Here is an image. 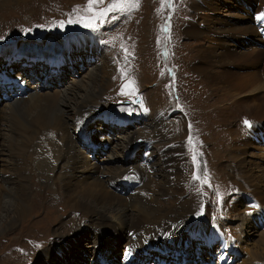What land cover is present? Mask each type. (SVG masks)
Wrapping results in <instances>:
<instances>
[{
  "label": "rangeland",
  "instance_id": "obj_1",
  "mask_svg": "<svg viewBox=\"0 0 264 264\" xmlns=\"http://www.w3.org/2000/svg\"><path fill=\"white\" fill-rule=\"evenodd\" d=\"M198 1L103 0L102 3L93 5L96 11L107 9L114 4L123 5L125 10L116 8L108 12L105 19L95 21L94 26L91 27L85 26L94 15L93 12L87 10L88 0H21L8 6L1 5L0 49L9 47L1 49L2 51L0 50V96L3 99L6 98L2 91L8 86H14V91H16L19 89L18 86L22 87L25 84L21 83L20 78L15 76L18 73H15L14 68L17 72L34 81L35 83H30V85L38 86L37 89L43 94L55 89V87L61 90L66 88L65 90H67L72 85V81L76 79H81L80 85H86L90 79H93V77L90 78V70L96 67L94 71L97 70L96 73L99 76L97 75L96 79L91 80L97 94L94 103L97 107L96 111L104 112L91 115L90 124L83 123L85 126L80 130L78 135L82 146L87 147L89 150L93 149L94 152L100 146H104L107 149L108 144L105 142L108 140L114 142L119 140L121 143L123 140V138L119 139L121 136L123 137L130 133L137 134L142 130L157 134L162 129L159 125L164 127L168 137L176 139L180 136L179 133L183 134L182 131H178L181 126L185 131V137L183 136V156L187 162L192 163L193 159L191 160V158L193 155H196L197 162L193 166V170L196 173L195 175L200 176L199 180L194 179V176L191 179L188 178L183 191H181L183 194H181L185 196L188 194L200 197L202 195L203 197L205 196V201L215 206L216 209L214 210H217V214H219L223 210V208L219 207L221 202L237 195L242 196L245 193L253 194L244 183H241L237 175L230 174V169L227 166L232 160L230 155L237 153L232 152V149L235 151L234 147H230L234 139L230 133L234 134V131L237 130L236 127H239L241 132L235 135V138L237 137L236 139L242 142V137L247 136L249 131L251 133L254 130L251 133L254 138L252 141L263 149L260 151V149L258 150L254 147L248 149L247 146H243L242 151L238 153L242 155V160H240V157L236 160L240 164H243V159H246L248 163L252 164L254 172L259 173V175L261 174V182L258 185L263 193L264 128L261 131L259 127L264 126V120L251 117L243 109L235 111L237 105L235 103L234 107L232 104L237 99L243 101L244 105L249 106L264 103V64L259 65L257 68L255 67V69H250L247 66L251 64H247V66L245 65V69L242 70V72L246 73L247 78H252V81L245 80V85L255 82L259 83V88L256 90L254 87H249L240 95L231 96L221 89L219 91L213 89L206 81V78L202 76L203 73L200 70L194 69L190 63L196 59L198 49L215 45L214 41L210 39L213 37L210 31L221 27L216 20L226 22L227 28L231 26L235 29L236 33H240V25L229 23L224 19L229 18L226 16H233L238 19L242 17L229 15L232 11L238 12V9L230 0H209L203 4L200 13L196 9ZM215 4L218 5L219 9L215 11L216 14H213L214 18H207L206 21V14L210 15L207 8H212L209 5ZM238 5L246 6V9L251 10V13L255 15L253 17L255 25L258 17L255 13L258 10V2L241 0ZM193 28L204 29L207 33L202 34V36H190V30H193ZM257 30L259 36L264 40V35L259 29ZM258 34L255 33V38ZM244 38L247 39L249 37L237 34L232 36L230 40L233 39L235 41L233 42L234 45L238 44V39L242 43L244 41V45L240 44L238 46V49H243L244 51L259 48L256 45L259 40L254 43L252 38L247 40H244ZM53 45L55 47L61 45L62 47L59 46L61 49L52 48L50 50V47ZM31 48H34V51ZM46 51H49L48 54H45ZM58 54H62L63 56H57ZM263 55L264 53L258 57L263 60ZM50 56H54L56 59L63 57L68 61L60 64L56 60L57 64L52 65L48 63L49 60H44V58H50ZM101 57L102 59H100ZM37 59L40 60L39 63L36 62ZM20 60L23 61L14 64ZM40 63L45 65L41 67ZM12 64H14V68L10 67ZM220 68L222 67H216L214 70L219 72L224 71L223 68ZM248 72L252 75L249 76ZM255 72L260 74H253ZM17 81H19V84ZM124 85H130V87L124 88L122 91V86ZM28 87L26 85V91L30 90ZM158 93L164 96V101H162L164 106L160 109L161 114L159 117L156 110L153 109L152 99ZM138 98L141 99L140 102L134 103V100ZM128 100L132 103L124 105L123 102ZM7 102L9 101L1 100L0 109L7 110ZM101 115H104L101 119L105 120V122H101L99 119L94 122V119ZM4 117L8 119L9 123L11 122L12 126L16 127L14 133H16L17 137L19 136L16 140L19 142L24 141L30 147L29 149L32 150L22 154L24 157L15 154L14 159L4 153H0V158L4 160L0 161V175L7 171V179L12 176L9 184H7L8 182L3 184L2 180H0V195L7 198V189H13L15 186L14 189H16L22 185L23 182L16 174L19 172L18 170L23 168L24 174H27L29 177L26 179L28 183L27 192L29 193L28 198H31L30 203L34 207L33 212L26 221L22 222L21 220L20 222L11 223V217L7 212L9 204L4 203L1 205L0 202V211L2 212L0 220V264H82V262H84L83 264H88L91 261L90 258L93 251L92 253L91 251H87L83 255L71 257L73 253L71 245L77 243V241L92 244L91 230H88L86 228L87 225H84L86 227H80L77 230L76 228L71 230L64 227L62 231L57 233L60 230L61 224L68 222L72 215V210L68 208L67 198L65 197L67 189L60 182L53 186L46 179L47 171L36 168L35 165L41 160L35 157L37 152L34 151L37 147L36 145H38V141L35 139L34 132H31V137H34V139L30 140L29 129H26L23 125L19 126L18 119L15 120L9 115ZM124 118L126 119L125 121L122 120ZM245 119L251 122V127H247L243 123ZM115 121L116 123H114ZM107 125L112 126L110 128L112 132L111 130H106ZM122 126H126V128H122ZM153 134H149V136H153V140L151 139L150 141L152 142L149 144L145 140L141 141V138H138L133 147L134 153L130 155L132 150H128L129 154L126 157L130 158L135 168L138 167L140 170L145 169L146 172L150 171L151 168L155 172L156 167L153 168V164L160 162L162 158L160 153L156 151L157 149H155L156 140H160L159 138H155ZM1 135L3 136L0 137V151L1 149L6 151V143H8L7 138L4 139L6 132L3 131ZM189 137H191L192 143H189ZM27 139H29L28 143L25 141ZM119 142L117 144L118 148L121 147ZM142 144L144 147H142ZM253 148L257 153L254 152ZM109 151L106 155H99L98 160L91 159L95 153L91 154V157L89 154V158L92 162L97 161L101 165L103 162L106 163L103 158L109 155ZM125 151L122 148L119 150L122 154ZM86 154L88 155V153ZM123 158L120 156L116 160L120 163L124 161ZM130 160L128 159L125 165ZM19 166L21 167L19 168ZM72 168L75 167L69 166L70 172H72ZM65 169L68 172V167ZM243 169L245 170V166ZM159 171L162 172L161 169ZM205 178L207 180L206 183L202 182ZM1 179L5 180V178ZM116 186H122V181L121 183L117 182L111 189L118 193L123 192L115 189ZM244 198L251 202L253 196L245 195ZM167 199L174 201L170 197H167ZM6 200L9 201V198ZM254 200L257 201L256 199ZM240 201L241 199H236L233 202ZM249 203L248 206L251 207ZM243 208L236 211V214H240V216L237 215L238 218L232 217V219L226 217L225 221L229 223V228L236 229L237 226H241L242 223L246 222V216L242 212ZM254 208L258 209L255 204ZM257 212H259L257 217L259 225H257L260 231L255 235H251L250 238H246V234L244 233V240L240 247L238 246L240 253H236L237 248H233L232 253L234 256L230 257L229 253L226 254L230 251L226 252L222 250V247L219 250L220 246L225 243L224 241L219 244V247L216 246L217 244L212 245L211 249L213 252L211 254L212 257H210L208 252L211 249L206 253V245L208 241L216 239L218 230L212 222H209L208 228H206L207 225L202 228L203 225L197 222L196 225L189 227L184 232L188 234V238L185 236L188 242L176 255L201 256L203 258L198 260L203 264H227V259H232V263L229 264H264V241H262L264 239V210H257ZM177 222L182 223L184 221L179 219ZM215 224L217 225V222ZM248 224L249 222L245 225L246 231L251 229ZM196 227H200V229ZM107 229L109 230L110 228ZM188 231L190 233L193 232V234H190ZM254 231L251 229L250 232ZM5 232L6 234L2 235ZM34 234L42 242L33 241L34 238L31 239L33 242H30L25 238ZM226 234L224 232L225 240L228 239L225 237ZM54 235L58 239H55ZM114 238L120 243H123L126 239V237L122 236V233L115 234ZM217 238H220L217 241L219 242L221 237ZM115 239L108 238L105 245H101L98 249L99 255L93 259V263L91 264L123 263L121 260L124 256V251L121 253V250L124 246L118 247L113 245V255L110 257L116 255L115 259L106 261L104 258L109 244H113L112 242H115ZM64 242L66 243L63 247L69 244L67 247H69V250H72L70 251L71 253L67 252L70 254L69 259L74 258L76 262L67 259V255H65L64 259H61V262L54 258L53 252L55 251L53 248L57 246V243L63 244ZM81 247L82 245H79V248ZM45 249H50L53 256L48 257ZM149 254L154 255L153 253ZM204 254L207 258H205ZM225 254V259L219 262L220 255ZM138 256L141 257L142 254L138 253ZM173 256H168V259ZM233 257L234 260H237L236 262H233ZM189 260L192 261V257ZM130 262L131 264H141L136 261L135 256Z\"/></svg>",
  "mask_w": 264,
  "mask_h": 264
},
{
  "label": "bare ground",
  "instance_id": "obj_2",
  "mask_svg": "<svg viewBox=\"0 0 264 264\" xmlns=\"http://www.w3.org/2000/svg\"><path fill=\"white\" fill-rule=\"evenodd\" d=\"M18 1L21 0H0V6H8ZM208 1L209 0L198 1V5L196 7L198 13H200L203 8V4ZM230 1L238 9V12L232 11L229 15H237L242 18L238 19L233 16H226L229 18H225L224 20H227L229 23L240 25V29L238 28L240 33H236L234 31L235 29L231 26L227 28L226 22L216 20L221 27L210 31V33L213 34V37L210 39L214 41L215 45L206 46L204 48L201 47L198 49L196 52V59L190 64H192L194 69L200 70V72L203 73L202 76L206 78V81L213 87V89L218 91L221 89L226 94L238 96L249 87H254L255 90L259 88V83L257 82L245 85L244 81H252V78H247L245 75L246 73L242 72V70L245 69V65L247 66V64H251L247 66L250 67V69H255V67L257 68L259 65L264 64V59L262 60L258 57L264 53V40L259 36L257 30L259 29V31L264 35V20H261V16L264 14V0H249L250 2H258V10L255 11L258 17L255 21V25L253 22V17L255 15L251 13V10L246 9V6H243L244 4L238 5L241 0ZM259 1L261 2L259 3ZM209 6H212V8H207L210 15L206 14V21L207 18H214L213 14H216L215 11L219 9L217 4ZM204 33H207L206 30L200 28H193V30H190V36H202ZM255 33L258 34L256 38ZM237 34L252 38L254 43L259 40L256 45L260 49L253 48L248 51L238 49L240 44L244 45L245 43L244 41L243 43L240 42L238 39V44L234 45L233 42L235 41L230 39L232 36ZM247 39L244 38V40ZM59 46L55 47L53 45L50 47V50L52 48L61 49L62 46ZM5 48L1 49L3 50ZM31 50L34 51V48H31ZM218 50L220 51V54L218 53ZM48 52L49 51H46L45 54H48ZM57 56L63 55L58 54ZM100 59H102V57ZM216 67H222L224 71L222 70V72H219L214 70ZM95 68L96 67H93L90 70V78L93 77V79H96V77L99 76L96 73L97 70L94 71ZM248 73L249 76L252 75L250 72ZM253 74L260 73L255 72ZM15 76L20 78L21 83L28 85L30 90L26 91L23 90L21 86H18L19 89L14 91V86H8L2 91L4 93V97H7V94L9 93L10 97L13 99L7 102V110L0 109V137L3 136L1 133L5 131L6 137L4 136V139L7 138L8 140V143H6V151L1 149L0 153H4L14 159L15 154L22 156V154L32 150L29 149L30 147H28L24 141L19 142L16 140L19 137H17L16 133H14V129L16 127L12 126L10 124L11 122L9 123L8 119L4 117L9 115L15 120H19V126L23 125L26 129H29L30 136H28L30 140L34 139V137H31V132H34L35 139L38 141V145H36L37 147L34 151L37 152L35 157L41 160L40 162L37 161L39 163L35 165L36 168L41 169L42 171H47L46 179L48 182H51L53 186L60 182V184L67 189L65 197L67 198L66 202L68 203V208L72 210V215L68 222H64L62 224L60 223V230L57 233L62 231L64 227L70 228L71 230L76 228L77 230L80 227H86L84 225H87L86 228L91 230L92 233V244L84 241H77V243L71 245L73 251L69 250V247H67L69 244L63 247L66 242L63 244L57 243V246L53 248L55 251L53 253L54 258L59 262H61V259L65 258V255H67V259H69L70 254L67 252L71 253L70 251L73 252L71 257L80 256L81 254L83 255L87 253V251H91L92 253L93 251L92 257L90 258L91 261L88 263L91 264L93 263V259L97 258L99 255L98 249L101 245L104 246L108 238L115 239V234L122 233V236L126 237V239L124 238L125 240L123 243H120L115 239V242H112L113 244H109L107 252L104 254L106 261L115 259L116 255L112 257L110 256L113 255L112 246L116 245L118 247L124 246L121 250V253L124 251V256L121 260L123 262L122 264L130 262L134 256L136 257V261L141 264H203L198 260L203 258L201 256L196 257L185 254L181 255V260L178 259V257L173 256L179 253L183 246L188 242V239L185 236L183 242L177 241L181 234L184 233V231L176 232L177 229L187 230L189 227L196 225L197 222H199L200 225H203L202 228L206 227V225V228H208L209 222H212L218 230L217 237H221V240L217 242L220 238L216 237V239L208 241L206 245V253L212 248L213 244H220L224 241L225 243L221 245L222 250L227 252L231 251L233 248H237L236 253H238V246L240 247L244 240V233L246 234V238H250L251 235H255L258 231H260L257 220L259 212H257V210H264V188L262 193L258 185L259 182H261V174L259 175V173L254 172L255 170L252 168V164L248 163L246 159H243V164H240L236 160L239 159V157L240 160H242V155L238 153L242 151L243 146H247L248 149L254 147L258 150L260 149V151L263 149L261 146H257V143L255 144L252 141L254 138L251 133L254 130L251 131V133H249V131L247 136L242 137V142H239L238 139H236L237 137L235 138V135L241 132L239 127H236L237 130H233L234 134L230 133L231 137L234 138L230 147H234L235 151L232 149V152L237 153L235 155H230L232 160L227 166L230 169V174L237 175L241 183H244L245 186L253 192V194L245 193L242 196L237 195L231 199L229 198L228 200L221 202L219 207L223 208V210L217 214V210H214L216 207L211 203L206 202L205 196L204 198L202 195V198L194 194H188L187 196L182 195L183 193L181 191H183V188L187 183V179H191V177L196 174L193 170V166L196 162H194L191 158L193 162H190V164L183 156L185 131L181 128V126L178 131H182L184 135L179 133L180 136L176 139L168 137L165 133L164 127L159 125L162 129H160L157 134H153L151 131L148 132L146 130H142L137 134L130 133L119 138H123L121 143L119 140L117 142L108 140L105 142L108 144L107 149H105L104 146H100L94 152L93 149L89 150L87 147L82 146V142L78 137L80 130L85 126L83 123L90 124L91 115L104 112H99V110L96 111L97 107L95 106L96 104L94 103V99L97 97V94L93 83L91 82L93 79H90V81L88 80L89 83H86L88 82L86 81V85H80L81 79H76L72 81V85L69 86L67 90H65L66 88L61 90L58 87H55V89L42 94V92L37 89L38 86H31L30 82H27L21 73H18ZM27 80L29 79L27 78ZM17 83L19 84V81H17ZM0 98H2V96H0ZM152 99L153 109L156 110L157 116L159 117L161 114L160 109L164 106V103L162 102L164 101V96L163 94L158 93L155 94ZM235 103L237 105L235 111L243 109L251 117L264 120V103L249 106L244 105L243 101L237 99L234 100L232 104L234 107ZM17 128L19 127L17 126ZM110 128H112V126L107 125L106 130H111L112 132V129ZM259 128L262 131L264 126L262 125ZM149 134H153L155 138H159L160 140H156L157 144L155 149H157L156 151L160 153L162 158L160 162H155L153 164V168L156 167L155 172H153L152 168L151 170L147 168L150 170L148 172H146L145 169L140 170L138 167L135 168L130 158H126L129 151L133 149L138 138H141V141L145 140L148 144L152 142L150 140H153V136H149ZM29 139L25 141L27 142ZM118 142L121 144L120 148L126 150L124 154L119 152L120 148H118ZM108 151L109 155H107V157L105 156L106 158H103L106 163L103 162L101 165H99L97 161L92 162L89 158V154L91 157V154L95 153L91 159L98 160L99 155H106ZM254 152L257 153L255 149ZM86 153H88V155ZM119 155L124 157L123 162H117L116 159L117 157H120ZM22 157H24V155ZM128 159L130 161H128V164L125 165ZM133 160L136 161L135 159ZM0 161L4 160L0 158ZM67 165L75 167L71 169L73 173L70 172L69 166ZM244 166L245 170L243 169ZM20 167L21 166H19V168ZM67 167L68 172H66L65 169ZM22 169L18 170L19 172L16 174V176L23 182L22 185L18 186L16 189H14L16 186L14 188L12 187L13 189H7L8 192L6 195L8 197H6L9 198V201L6 200L7 198L0 195L1 205L4 203L9 204L7 212L11 217V223H16L17 221L20 222L21 220L22 222L26 221L33 212L34 206L32 207V203H30L31 198H28L29 193L27 192L28 183L26 179L29 177L27 174H24ZM159 169H161L162 172H160ZM6 173L7 171L0 175V180H2L3 184L5 182H8L7 184H9L10 179H12V176L7 179ZM226 174L228 175V173ZM1 178H5L6 181ZM121 181L122 186H116L115 189L123 192L118 193L117 191L111 189L113 185H116L117 182L121 183ZM232 190L234 191V189ZM123 194H125V196H123ZM245 195H252V201H247L246 198H244ZM167 197L173 198L174 201H170ZM247 198L249 199V197ZM236 199H241V201L234 203L233 201ZM248 203L251 207L248 206ZM254 204L258 207L257 210L254 208ZM240 207H244L242 212H244L243 214L246 216V222L242 223L241 226H237L236 229L229 228V223L225 221L226 217L238 218L240 214H236V211L241 209ZM1 216L2 212L0 211V220ZM15 218H17V220H15ZM179 219L184 222L178 223L177 220ZM215 222H217V225ZM247 222H249V228L255 230L254 232H250L251 229L246 231L245 225ZM107 228L110 229L108 230ZM196 228L200 229V227ZM6 232L2 233V235L6 234ZM188 232L190 233V231ZM224 232L227 233L225 236L228 238L227 240L224 238ZM190 234H193V232ZM53 237L58 239L55 235ZM25 238L30 242L35 240L42 242L35 234ZM32 238H34L33 241H31ZM262 241H264V239ZM228 244H231L232 248L228 246ZM235 244L237 245L235 246ZM79 245H82V247L79 248ZM45 252L48 257L53 256L50 249ZM212 252V249L208 252L210 257H212ZM138 253H141L142 256L139 257ZM149 253H153L154 255ZM226 254L220 255V258L218 257L219 262L225 259ZM171 255L173 257L168 259V256ZM191 257L193 259L192 261L189 260ZM69 260L72 262L75 261L74 258ZM230 260L231 262L229 263H232V259ZM83 263L84 262H82V264Z\"/></svg>",
  "mask_w": 264,
  "mask_h": 264
},
{
  "label": "snow or ice",
  "instance_id": "obj_3",
  "mask_svg": "<svg viewBox=\"0 0 264 264\" xmlns=\"http://www.w3.org/2000/svg\"><path fill=\"white\" fill-rule=\"evenodd\" d=\"M102 2H103V0H88L87 10L90 11V12H93L94 15L90 18V22L87 23L85 26H89V27L94 26V22L95 21L105 19V17L107 16L108 12L113 11L116 8H120L121 10H125L124 7H123V5L114 4V5H112L111 7L107 8V9H103V10H100V11H96L93 8V5H95L97 3H102ZM261 20H264V14H262ZM69 22H71V21H69ZM61 23H63V22H61ZM125 51H126V49H125ZM128 87H130V85H124V86H122V91H123L124 88H128ZM243 123L247 127H251V122L248 121L247 119H245L243 121ZM189 143H192L191 137H189ZM192 159H193L194 162H197L196 155H193ZM193 178L199 180L200 179V176L199 175H195ZM202 182H205L206 183L207 182L206 178Z\"/></svg>",
  "mask_w": 264,
  "mask_h": 264
},
{
  "label": "water",
  "instance_id": "obj_4",
  "mask_svg": "<svg viewBox=\"0 0 264 264\" xmlns=\"http://www.w3.org/2000/svg\"><path fill=\"white\" fill-rule=\"evenodd\" d=\"M139 100H140V98L137 99V101H139Z\"/></svg>",
  "mask_w": 264,
  "mask_h": 264
}]
</instances>
